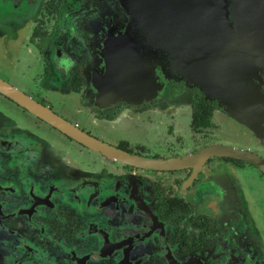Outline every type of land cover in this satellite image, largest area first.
<instances>
[{"label":"flooded vegetation","instance_id":"1","mask_svg":"<svg viewBox=\"0 0 264 264\" xmlns=\"http://www.w3.org/2000/svg\"><path fill=\"white\" fill-rule=\"evenodd\" d=\"M104 1L41 0L0 42V80L54 119L0 91V264H264V65L233 79L177 0ZM117 66L157 89L111 100Z\"/></svg>","mask_w":264,"mask_h":264},{"label":"water","instance_id":"2","mask_svg":"<svg viewBox=\"0 0 264 264\" xmlns=\"http://www.w3.org/2000/svg\"><path fill=\"white\" fill-rule=\"evenodd\" d=\"M126 1L128 5L125 4L123 0L119 1V5L132 11H147L148 9L153 10V12L157 11L156 8L148 5V0L145 3L142 2L143 5H139L136 0ZM178 1L180 4V12L186 14L185 18L189 21L191 27L194 26L200 31L199 33L202 35L203 42L206 41L207 43L213 44L214 46L212 49L216 48V51L217 49L222 50V57L219 58L221 59L220 68L225 67V54H230L229 58L233 59V62H229L233 69L231 73L233 79L236 78V69L238 68L236 58L238 60L240 59V61H245L243 65L245 69H252L264 65V0H177V2ZM33 2H36V0H21V4ZM145 4H147L148 8ZM157 5L158 3L156 2L155 6ZM164 10L166 11V9ZM147 20L148 26L158 27L161 25L154 14H151ZM167 26H171V24H167ZM243 52H250L251 56L247 54V56L243 57ZM240 53L242 60L239 56ZM215 62L216 60L214 59L213 69L214 74L216 72L217 76L211 77L212 80H225L224 78L226 75L224 72L220 71V68V70L215 71ZM120 70L123 71L124 66H117L115 72H110V76L114 78L113 82H111L110 79L108 83L101 81V79L99 81L105 86L104 89L115 92L111 94V100L115 99L114 97H125L124 92L129 95V93H135L136 91L139 93V96L148 97L150 90L155 86L150 76L151 74L148 72L149 70H147V76L144 77L143 74L141 77L142 80L139 82H135L128 77L129 68L127 69V74ZM244 76H246V74ZM199 83L203 85L202 81ZM0 91L21 102L23 105H26L34 113L50 122H54L51 114L44 111L41 106L1 80ZM117 92L121 93L118 94ZM64 123L60 125L63 130L74 138L85 142L90 147L100 149L109 155H116L122 159L128 158L125 153L115 148L105 146L93 138L72 131V128L68 124L63 125Z\"/></svg>","mask_w":264,"mask_h":264},{"label":"rangeland","instance_id":"3","mask_svg":"<svg viewBox=\"0 0 264 264\" xmlns=\"http://www.w3.org/2000/svg\"><path fill=\"white\" fill-rule=\"evenodd\" d=\"M37 2V3H36ZM36 2L33 3H28V4H21V0H0V42L4 43V38L6 36H9V34H12L11 31H16L19 30L27 25V22L31 19V17L34 15L37 7L41 3V0H36ZM105 4L113 5V2L109 0L104 1ZM136 2L139 5H142V0H136ZM36 3V4H35ZM148 5L150 7H153V4L149 3L148 0ZM163 9L162 5L160 4V8L157 9L160 10ZM157 89L156 86H154L149 93L152 94ZM101 92H103V88L101 89ZM105 94L110 95L115 92H111L108 89H104ZM130 92V91H128ZM120 94L121 92H117ZM124 96L128 100H135L138 99V95H133V94H126L124 92ZM109 100V99H105Z\"/></svg>","mask_w":264,"mask_h":264}]
</instances>
